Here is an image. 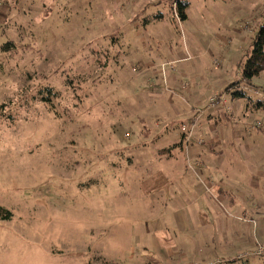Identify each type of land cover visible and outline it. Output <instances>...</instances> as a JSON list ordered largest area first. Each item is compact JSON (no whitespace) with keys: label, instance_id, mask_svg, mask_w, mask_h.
I'll list each match as a JSON object with an SVG mask.
<instances>
[{"label":"rangeland","instance_id":"1","mask_svg":"<svg viewBox=\"0 0 264 264\" xmlns=\"http://www.w3.org/2000/svg\"><path fill=\"white\" fill-rule=\"evenodd\" d=\"M7 1L0 0V264H153L128 243L130 231L144 227L133 215H148L139 209L146 168L128 165L161 145L154 139L173 123L160 104L173 92H192L201 111L213 93L228 97L233 116L208 121L192 141L200 136L202 148L218 150L231 143L238 177L256 163L264 168V108L227 90L239 81L253 100L255 89L264 91V71L243 78L264 0H181L184 20L179 0ZM8 41L14 46L4 50ZM47 87L56 95L45 101ZM249 137L258 143L250 158ZM257 178L237 186L228 242L219 231L210 250L189 240L171 264H264Z\"/></svg>","mask_w":264,"mask_h":264},{"label":"crops","instance_id":"2","mask_svg":"<svg viewBox=\"0 0 264 264\" xmlns=\"http://www.w3.org/2000/svg\"><path fill=\"white\" fill-rule=\"evenodd\" d=\"M173 94V98H169L171 100L160 104L168 120L173 123L167 134L154 139L153 142L161 145L152 152V158L140 164H134V160L130 159L128 165L133 171L146 168L138 179L141 195L145 199L139 209L148 214L145 217L133 215L136 220L144 222V227L143 230L130 231L131 240L128 243L140 245L152 256L153 264H171L177 255L189 248L185 244L189 240L194 248L203 244L200 250H210L212 237L218 231L227 243V234L236 229L226 215L232 214L231 211L240 202L238 184L252 187L257 183V177L264 179V168L257 163L249 171L244 168L243 179L238 177L235 173L237 151L231 150V143L218 150L215 145L213 148H202L203 139L200 136L197 143L192 141L208 121H217L220 115L233 116L234 106L228 97L224 96L225 102L216 109L206 112L201 111L192 92L184 96L176 92ZM228 108L232 112H227ZM196 118L199 119L198 125L190 133ZM184 133H187V139L182 140ZM253 138L254 142L249 137V158L251 152H257L254 146L258 143Z\"/></svg>","mask_w":264,"mask_h":264},{"label":"trees","instance_id":"3","mask_svg":"<svg viewBox=\"0 0 264 264\" xmlns=\"http://www.w3.org/2000/svg\"><path fill=\"white\" fill-rule=\"evenodd\" d=\"M6 2L8 1L6 0ZM186 6L187 3H183L181 0L177 2L178 16L183 20L187 17V13L185 10ZM158 17H161L160 14ZM12 46H14V43L12 41H8L2 47L4 48V50H10ZM243 64H244L243 78L249 83L252 81V79L255 76L259 75L264 71V22L260 25L256 33V36L253 39L251 51L246 55ZM227 90L230 92L232 98L234 99L247 97L255 107L264 108V101L261 100L260 98L253 100L248 95L247 90L245 88H241L239 81L229 85L227 87ZM45 93L47 94L43 97V100L45 101L50 100L51 96L56 95V92L52 87H47L45 89ZM184 139H187V133L186 134L184 133L182 135V140Z\"/></svg>","mask_w":264,"mask_h":264},{"label":"built area","instance_id":"4","mask_svg":"<svg viewBox=\"0 0 264 264\" xmlns=\"http://www.w3.org/2000/svg\"><path fill=\"white\" fill-rule=\"evenodd\" d=\"M255 95L258 96V98H260L261 100L264 101V91L255 89L254 90ZM225 102V98L224 96H221L218 92L213 93L210 97H209V102L208 105L206 107V110H214L216 109L219 104L224 103ZM228 112H231V108L227 109ZM199 119L196 118L191 125V129H190V133H192L193 129L198 125ZM186 126V125H184ZM264 252V250H260V253Z\"/></svg>","mask_w":264,"mask_h":264}]
</instances>
